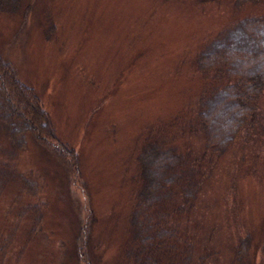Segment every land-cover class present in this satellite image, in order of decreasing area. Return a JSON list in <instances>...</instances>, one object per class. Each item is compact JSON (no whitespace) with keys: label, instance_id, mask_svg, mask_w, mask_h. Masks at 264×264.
I'll return each mask as SVG.
<instances>
[{"label":"rangeland","instance_id":"rangeland-1","mask_svg":"<svg viewBox=\"0 0 264 264\" xmlns=\"http://www.w3.org/2000/svg\"><path fill=\"white\" fill-rule=\"evenodd\" d=\"M0 59L77 164L69 173L0 99V264H136L148 147L166 191L175 165L200 182L190 203L177 178L156 208L177 229L165 257L264 264V89L236 125L225 88L264 72V0H0Z\"/></svg>","mask_w":264,"mask_h":264},{"label":"trees","instance_id":"trees-1","mask_svg":"<svg viewBox=\"0 0 264 264\" xmlns=\"http://www.w3.org/2000/svg\"><path fill=\"white\" fill-rule=\"evenodd\" d=\"M235 57L236 52L232 50L217 54L213 57L214 64L212 67L216 73L220 74L223 70L221 66L222 61L225 59L233 60ZM7 67L8 66L0 59V99L5 106L6 113L12 119L22 122L26 129L31 132L38 144L48 149L50 153L56 157L55 159L59 160L58 163L62 162V164L66 166V170L74 175L77 172V164L74 157L71 158L70 162L64 161V159L66 160L73 156V152L66 150V148L60 145L61 150H57L53 144L54 142L57 143L54 139L55 137L51 134L50 128L46 124L45 114L41 110L32 91L16 82ZM225 88L228 91H233V93H231L233 101L237 99L240 102L237 104L240 109L238 112L239 118L235 121L237 125L238 122H242L246 120L248 116H251V112L255 110L256 101L264 89V72L260 77H249L248 81H243L239 77L236 83L226 84ZM248 109L250 112L246 115L241 113V111L244 113ZM221 133H223V131H220V133L218 132L216 135L210 133L208 140L216 139L217 142ZM148 149L150 154L147 152V155L142 157L143 161L141 158L142 167H140L141 169L138 176L141 185L139 184L140 189L136 195L134 210L130 216L131 235L134 240V242L132 241V245H134L135 242H139L140 248H137L136 245H129V251L127 250L128 252L125 254L127 258H131V260L133 259L137 262L136 264H172L173 262L168 260L165 254L168 252L169 248H174V243L177 238V229L173 223L169 225L165 222V224H163L162 220H160V218L162 219V215L156 208L158 206L162 207L168 202L171 193L174 191H172V189H177L175 181L177 178L183 180L182 183L180 182L182 184L181 190L185 193L186 201L190 203L194 202L198 195L200 182L196 176L192 175L188 168L186 170H184L185 168L177 170V165H175L170 171L172 179L171 185L169 186L170 190L167 189L166 191V187L161 181L162 179L157 180L156 176L149 171L150 168H153V161L157 160L158 157L157 154H154L155 152L151 147H148ZM148 149L146 148V150ZM59 153H62L64 157L59 158ZM173 153L174 155L171 153L172 156H170V158H181L177 152L175 153L174 151ZM158 154V156L161 157L160 153ZM160 162L157 164L158 170H160ZM181 165L183 166V164ZM166 173H168V170ZM152 175L153 177H150ZM160 176H162V174ZM180 183H178V186ZM166 214L170 216V213L166 212ZM184 251L186 260H188L190 248H186ZM245 255L246 254L239 247V251H237V258H239L238 262L243 261ZM161 256L163 257L161 258ZM180 264L185 263L182 262Z\"/></svg>","mask_w":264,"mask_h":264}]
</instances>
